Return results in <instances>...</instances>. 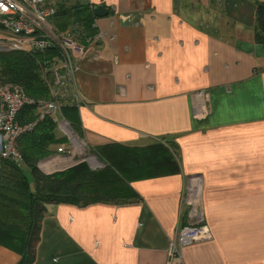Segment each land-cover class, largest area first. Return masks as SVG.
<instances>
[{
  "label": "crops",
  "instance_id": "obj_1",
  "mask_svg": "<svg viewBox=\"0 0 264 264\" xmlns=\"http://www.w3.org/2000/svg\"><path fill=\"white\" fill-rule=\"evenodd\" d=\"M255 3L264 0L58 3L108 11L70 52L79 139L88 149L170 145L178 169L132 178L135 198L125 204L48 206L33 264H264V45L254 37ZM66 106L54 122L66 121ZM58 147L67 146L38 162L44 175L79 162ZM192 177L211 240L170 258L188 222L182 201ZM20 259L0 245V264Z\"/></svg>",
  "mask_w": 264,
  "mask_h": 264
},
{
  "label": "trees",
  "instance_id": "obj_2",
  "mask_svg": "<svg viewBox=\"0 0 264 264\" xmlns=\"http://www.w3.org/2000/svg\"><path fill=\"white\" fill-rule=\"evenodd\" d=\"M55 28L60 33L70 31L76 43H85L93 35L94 15L89 6L66 8L58 5ZM255 41L264 45V3H255ZM58 50L39 52L0 53V78L19 85L27 96L50 99V73L41 72L43 62L52 61ZM51 58V60H50ZM77 106H66V121L78 134L75 118ZM34 109L21 116L24 122L32 120ZM56 123L45 117L32 131L21 136L17 150L19 165L5 162L0 172V245L21 256L17 264H33L40 240V228L50 205L84 207L96 203L125 204L135 198L130 180L137 177H156L177 171V153L174 147L159 144L129 147L121 144L90 149L105 162L99 171H90L84 162L66 170L44 175L37 167L39 161L52 153V147L65 143L56 135ZM65 140V141H64Z\"/></svg>",
  "mask_w": 264,
  "mask_h": 264
},
{
  "label": "built area",
  "instance_id": "obj_3",
  "mask_svg": "<svg viewBox=\"0 0 264 264\" xmlns=\"http://www.w3.org/2000/svg\"><path fill=\"white\" fill-rule=\"evenodd\" d=\"M66 1L0 0V53H44L51 49H57L59 53L51 62L45 63V70L50 73V99L35 100L27 96L21 86L0 78V172L3 163L21 161L17 150L21 136L32 131L45 117H51L61 105L70 104L79 108L82 104L74 83L75 66L70 54L78 48L77 43L69 39L70 35L65 37L58 33L52 24L58 3ZM29 108L34 109V116L32 120L23 122L21 116ZM55 123L61 137L67 140V147H58L57 154L71 160L78 150L87 148L79 137L73 138V129L67 121ZM87 162L94 167L100 166L97 160L90 157ZM182 205L186 208L188 222L170 242V258H181V250L186 246L211 240L201 206L199 177L188 180Z\"/></svg>",
  "mask_w": 264,
  "mask_h": 264
},
{
  "label": "rangeland",
  "instance_id": "obj_4",
  "mask_svg": "<svg viewBox=\"0 0 264 264\" xmlns=\"http://www.w3.org/2000/svg\"><path fill=\"white\" fill-rule=\"evenodd\" d=\"M52 24H53V26L55 27V23H54V18L52 19ZM56 29V28H55ZM58 31V30H57ZM58 33H60L59 31H58ZM70 33V31L68 30L67 32H64V33H60V34H62V35H65V37H69V34ZM69 39L70 40H72V41H75V38H72L71 37V35H70V37H69ZM51 58H54V55H53V57H51ZM51 58H50V60H51ZM49 62V60L47 61V63ZM45 63L46 62H43V64H44V69H40V71L41 72H43V70L45 71ZM46 71H48V70H46ZM57 133L59 134V136H61V134H60V132L57 130ZM73 135H74V139H78V134L73 130ZM67 143V140H66V142H65V144ZM74 160H76V161H83L86 165H87V168L90 170V171H99V170H101L103 167H104V165H105V162L103 161V160H101L95 153H93L90 149H88V148H83V150H81V151H77L75 154H74ZM93 158V159H95V160H97V162H99L100 163V166H101V168H99V167H94V166H92L91 164H89L88 162H87V159L88 158ZM10 163H12V164H14V165H19V163H15V162H10Z\"/></svg>",
  "mask_w": 264,
  "mask_h": 264
},
{
  "label": "water",
  "instance_id": "obj_5",
  "mask_svg": "<svg viewBox=\"0 0 264 264\" xmlns=\"http://www.w3.org/2000/svg\"><path fill=\"white\" fill-rule=\"evenodd\" d=\"M93 14L97 18H101L106 16L108 14V11L103 5H97L93 7Z\"/></svg>",
  "mask_w": 264,
  "mask_h": 264
},
{
  "label": "bare ground",
  "instance_id": "obj_6",
  "mask_svg": "<svg viewBox=\"0 0 264 264\" xmlns=\"http://www.w3.org/2000/svg\"><path fill=\"white\" fill-rule=\"evenodd\" d=\"M92 161V160H91Z\"/></svg>",
  "mask_w": 264,
  "mask_h": 264
}]
</instances>
